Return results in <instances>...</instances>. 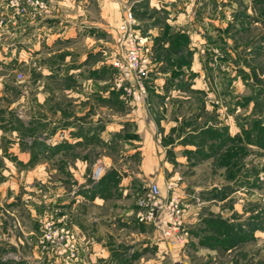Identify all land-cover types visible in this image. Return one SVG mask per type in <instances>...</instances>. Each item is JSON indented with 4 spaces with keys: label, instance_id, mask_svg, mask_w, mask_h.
Instances as JSON below:
<instances>
[{
    "label": "rangeland",
    "instance_id": "rangeland-1",
    "mask_svg": "<svg viewBox=\"0 0 264 264\" xmlns=\"http://www.w3.org/2000/svg\"><path fill=\"white\" fill-rule=\"evenodd\" d=\"M0 19L8 36L7 44L0 41V264H81L93 241L125 248L126 237L115 230L118 211L109 204H135L141 223L138 202L150 181L161 198L177 195L188 204L185 212L210 214L209 226L219 227L210 233L186 227L177 253L187 264H264V148L255 143H264L258 133L264 128V0H0ZM65 28L71 31L66 42L52 45ZM129 33L141 38L148 60L142 101L128 92L136 78L121 79L112 64L124 59ZM65 45L71 49L60 65L63 58L51 57V48ZM95 46L97 57H90ZM51 64L80 68L66 81L71 92L58 81L51 88ZM88 71L98 77L89 87L97 91L92 97L82 85ZM84 101L98 104L97 124L86 120L90 108L82 114ZM51 103L73 113L69 134L61 127L56 140ZM228 114L236 128L245 125L241 138L229 136ZM144 152L152 153L155 175L141 171ZM78 159L86 165L82 173L72 170ZM241 166L245 178L229 183V170L233 179ZM122 179L131 185L126 190ZM229 184L239 193L224 210ZM95 197L108 200L102 210L78 204ZM55 198L76 202L71 219ZM242 198L243 225H262L258 237L242 222L226 225L218 216ZM85 208L88 221L79 215ZM142 224L153 233L145 253L150 264L179 258L178 246L163 248L156 227ZM141 255L134 251L127 264H138Z\"/></svg>",
    "mask_w": 264,
    "mask_h": 264
},
{
    "label": "crops",
    "instance_id": "crops-1",
    "mask_svg": "<svg viewBox=\"0 0 264 264\" xmlns=\"http://www.w3.org/2000/svg\"><path fill=\"white\" fill-rule=\"evenodd\" d=\"M3 29H4L3 27L0 28V41H3L4 44H7L6 42L8 40V36L7 35L5 36V34L7 33V30L5 31ZM69 31L70 30H67L65 28L61 33L56 34V36L59 38L56 37L57 39L53 40L52 45L55 46L58 43L66 42V40H67L66 38L68 36V33L71 32V31L70 32ZM96 41H98V38L96 39ZM0 45H1V43H0ZM95 45H97V42ZM54 46L51 48V55H52L51 57H54L55 55L60 54L61 58H63V63L60 65H63L64 63H66V60L68 59L69 50L71 48H69L66 45L62 46L60 48H54ZM97 48L98 47L95 46V50H93V52L90 50L88 51V52H91V54H92L90 57H95V58L97 57ZM17 53H18V56H20L19 51L16 52L15 55H17ZM24 53L26 54V52L23 51V49H21V56L22 57H23V55H25ZM4 56H5V54H4ZM2 58H5V57H2L1 50H0V60ZM24 59H25V56L21 60H24ZM54 60H55V58L53 59V61ZM3 62H5V60ZM3 62H1V63L3 64ZM52 63H55V62H52ZM67 69L68 68H66V70H60V68H56L54 66V64H51V88H56L54 84L56 83L55 81H58V82H61V84H62V86H58V88H63L64 92H66L68 90H69V92H71V89H68V88H70V86L68 84H66L67 83L66 81H68L67 80L68 77L73 74L72 71H74V70L79 71L80 68L77 67L75 69L74 68L73 69L69 68L68 70ZM95 69H97V67ZM97 78L98 77L96 74L95 75L93 73L90 74V71H88L86 77L83 79V82H82V85L84 87L83 90L85 91V94L87 93L86 95L91 94V97H92L91 92H93V91L95 93L97 92L96 90H92L91 88H89L92 86L95 87L97 85ZM66 96H70V93L67 94ZM138 104H141V103H138ZM84 105H85V110L83 111V109L81 108L82 114L87 113L89 108L93 112V113H89V116L86 117V120L90 121L89 123L97 124L98 118H99V117H97V115H98V111H97L98 110V104L97 103L92 104L90 101L89 102L84 101ZM100 109H101V107H100ZM71 111L68 109V106H66V105L56 106V105L51 103V125H54L55 127L56 126L59 127L58 129H55L53 132V136H52L53 140L57 139V133L61 130V127H63V129L65 130L66 135H67V132L69 134V131H70L69 126L71 125L70 121L72 120V116H73V113ZM227 116H228L229 120L227 121V119L225 118V122H226L225 124L227 126H229V129H228L229 136L231 138H234L233 136H236V137L239 136L241 138L240 130H242V128L244 129L245 125L243 124L244 126L240 125L239 128H236L237 126H236V122H235L234 118H232V116L229 114ZM62 123L69 124V125L63 126V125H61ZM162 125L164 126V124H162ZM164 131L165 132L167 131L166 125L164 126ZM164 134L165 133H163V135ZM101 135H104L103 130L101 131ZM72 138H74L75 140L79 139V137H77L75 135ZM148 139H150V137H147V140ZM56 144H57V142L54 141V142H52L51 145L55 146ZM163 147L165 149L166 146H163ZM81 156H82V154H81ZM141 159H142L141 162L143 164V165H141V167H142L141 171H142L143 175H147V176L152 175V174L155 175L156 166L154 163L151 162V159L153 160L152 153L149 152L148 154H146L144 152ZM82 160L78 159L77 164H75L76 167H73L72 170L75 171L78 169L80 171V173H82V169L84 170L86 168V165H85L84 161H82ZM102 162L105 165L109 164L107 162V160H101V163ZM234 172L235 173L233 174L234 175L233 179H231L232 178V175H231L232 172H231V170H229V173H230V180H229L230 182L229 183H232V181L238 180L241 177L240 175H242L245 178L244 175H246V171H244V168H242V166L238 170H235ZM150 178L152 179V176ZM246 179H248V177ZM123 182L125 183L124 190L128 189L131 186L130 184H128L126 182L125 179H122L121 182H119L120 187H122L121 185L124 184ZM150 183H156V182L150 181L147 185H149ZM244 183H246V181H244ZM226 189H227L226 194H224L225 196L222 199V202L224 203V210L227 208V204H225L226 201H228L230 199L231 200L234 199L236 197L235 194L239 193V190H237L235 187L233 188L232 186H230V184L226 185ZM240 189H243V188L240 187ZM55 199L51 200L52 203H56L58 205H60V204L64 205L65 204L64 208H66V210H64V212H65L64 215L67 217L68 214L69 215L71 214L70 215V219H71V217H73L72 214L75 211L74 209L77 205L76 202L74 200L70 202L69 198H68V200L67 199L62 200L60 198H58L56 200ZM245 199H247V197ZM107 201L108 200H105L103 198L95 197L93 199L85 200L84 202L78 203V204H80V206L83 207L84 205L91 203V205H93L95 207V209L102 210L103 206L105 204H107ZM234 202L235 201H233V204L231 206V211L234 210V211H236V213H234V215H233L231 213V211L228 213L227 212H222V213L220 212L218 214V216H221V217H219V218L224 220L226 225H233L234 223L242 222V223H240V225L242 227H244L247 231H249L250 234H252L255 237H258L259 235H261L262 231H263L262 225L259 226L256 223H253V224L247 223V225H243L245 217L247 218V215H248L247 212H243V208L247 205V204L246 205L242 204L243 198L238 199V201L235 203ZM109 205H111L112 210L118 211L117 213H114V218L115 217L119 218V219H117L119 221V228H117V229L114 228V229L118 230L119 233H121L122 235H124L126 237L125 241H127V243H125V246H124L125 248L119 247V248H117V250H114V249L108 248V246L106 244H104L103 240H101L102 243L101 242L95 243L93 241L94 242V243L92 242L93 244L91 243V244H89V246L85 245L86 249L91 248V252H86V251H85V253L83 252L82 259L80 260L81 264H100L108 258L112 259V261H111L112 264H127V263L131 262V260H132V259H130L131 253H134V251H140V250L143 251V255H141V257L139 258L138 264H150L151 263L150 259L145 257V253H146V245L151 244V239H152L153 233H152V229L150 228L149 225L136 222V219L134 216L135 212H136L135 204L129 205L128 203L127 204L126 203L125 204L124 203L119 204V203L113 202L112 204H109ZM185 205L187 206L188 204L185 203ZM81 212L82 213H79V215L81 214L86 219V216L88 215L87 208L81 210ZM209 215L210 214L207 215V214L199 213V212H196V213L185 212V214H184V220L186 223L185 226L187 227L188 225H192L191 227L193 228V226L197 224L196 225L197 227H202V229L200 228L201 231L207 230V229H209V225H206V223H204V222L207 220H210V221L212 220ZM100 218L102 220V216ZM250 220H252V219H250ZM201 224H202V226H201ZM79 226H82L81 222H80ZM196 231H197V229H196ZM210 231H214V230L210 229L208 232H210ZM193 232H195V231H191L192 236H193ZM100 233L97 234V236L103 235V232H100ZM158 243L161 244V246H163V248H165V249L167 248L166 243L164 241L160 240ZM178 250H179V246H178V249H176V251H175L176 256L178 255V253H177ZM178 257H181V256L178 255ZM174 258H176V257H174Z\"/></svg>",
    "mask_w": 264,
    "mask_h": 264
},
{
    "label": "built area",
    "instance_id": "built-area-1",
    "mask_svg": "<svg viewBox=\"0 0 264 264\" xmlns=\"http://www.w3.org/2000/svg\"><path fill=\"white\" fill-rule=\"evenodd\" d=\"M127 21L130 25L131 13H127ZM0 21L3 22L2 19ZM127 29V25L124 27ZM129 40L124 49L123 58H115L112 64L122 72L121 79L135 77V88L128 90L132 97L137 101H142L145 96V89L140 80L147 74V57L143 51L141 38L136 34L129 33ZM22 74H18L21 77ZM101 165L95 168L94 174H101ZM171 187L172 184H168ZM141 208L137 213V220L141 223L152 224L156 227L159 237L168 246H182L187 239L188 230L185 226L184 214L185 203L177 195H171L167 198L160 197L159 186L156 183H150L148 191L141 196L139 202ZM172 264H187L181 257L174 258Z\"/></svg>",
    "mask_w": 264,
    "mask_h": 264
},
{
    "label": "trees",
    "instance_id": "trees-1",
    "mask_svg": "<svg viewBox=\"0 0 264 264\" xmlns=\"http://www.w3.org/2000/svg\"><path fill=\"white\" fill-rule=\"evenodd\" d=\"M258 129H259V131L260 132H258L261 136H260V140H262V137L264 138V133H261V131H264V128H263V126H261V127H258ZM256 143V145H258L259 147H261V148H264V143L263 142H260L259 140L258 141H256L255 142ZM209 221L210 220H207V221H205V222H207L208 223V225H210L209 224ZM222 221V220H221ZM211 222H212V220H211ZM217 225H214L213 227H210L209 226V229H207V230H204V231H207V233H210V232H208L210 229H213L214 231H216L217 229L219 230V227L217 228L216 227ZM210 236H212V235H209V237ZM204 237V236H203ZM218 238H220V237H218ZM201 241L203 242V239H201ZM225 247H227L228 248V246L227 245H225Z\"/></svg>",
    "mask_w": 264,
    "mask_h": 264
}]
</instances>
